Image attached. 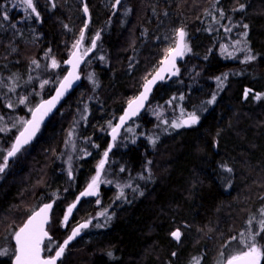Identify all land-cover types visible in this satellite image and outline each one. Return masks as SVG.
I'll return each instance as SVG.
<instances>
[{
	"label": "trees",
	"instance_id": "16d2710c",
	"mask_svg": "<svg viewBox=\"0 0 264 264\" xmlns=\"http://www.w3.org/2000/svg\"><path fill=\"white\" fill-rule=\"evenodd\" d=\"M113 2L87 0V24L81 0H54L55 7L53 0H44L37 6L39 18L21 13L20 17L11 13L7 21L0 18V75L6 78L16 72L25 77L26 65L48 54L61 64L80 40L81 31L82 44L87 46L99 34L95 51L82 67V82L35 140L0 172V211H4L0 223L7 224L0 231V252L5 251L9 226L14 223L19 228L33 210L49 201H55L49 233L60 243L68 236L71 225L60 229L61 216L74 198L61 206L69 193L60 189H71L73 182L68 175L59 177L56 144L63 135L48 126L57 120L63 131L65 122L86 104L92 124L97 125L96 119L107 120L105 142L108 128L171 47L166 36L175 24L188 32L192 50L179 65V74L161 82L151 95L146 111L136 119L134 141L109 156L108 163L118 168L120 180L132 183L124 190L126 200L117 201L123 196L115 184L104 187L98 206L82 199L73 215L93 217V234L89 240L81 236L73 241L58 264H194V258L200 264H223L235 254L230 252L233 246L242 245L238 252L245 250L243 243L231 238H249L264 218V0H122L117 12ZM237 32L254 60L231 59L222 51L229 35ZM63 72L51 78L40 96H30L28 106L49 96ZM246 90L252 91L247 97ZM2 93L3 88L0 129L5 120L11 119L10 125L18 123L14 113L26 115L22 109L7 110ZM256 93L261 98L250 99ZM213 95L215 103L208 104ZM193 112L199 116L198 123L173 127L179 116ZM18 130L0 131V161ZM18 158L21 162L15 165ZM177 229L182 233L179 241L171 236ZM256 240L264 245V232ZM13 253L9 249L0 264H12Z\"/></svg>",
	"mask_w": 264,
	"mask_h": 264
},
{
	"label": "snow or ice",
	"instance_id": "6c2138e0",
	"mask_svg": "<svg viewBox=\"0 0 264 264\" xmlns=\"http://www.w3.org/2000/svg\"><path fill=\"white\" fill-rule=\"evenodd\" d=\"M122 0H115V3L111 5L113 9H116L120 4ZM53 7H55V3L53 0ZM20 7L23 8L24 12L28 14V17H32L33 15L37 18H39L40 13L37 11L36 4L34 3V0H19V4L13 5V8ZM240 10H243L244 5L239 6ZM83 11L85 13L88 12V8L85 5ZM127 11H130L128 9ZM167 15V12L164 13ZM221 17H223L224 13L221 10L220 11ZM0 18L7 21L10 19L8 11L4 8L3 3H0ZM215 18V17H213ZM243 27L246 29L248 26L243 25ZM85 28H87V25H85ZM226 31H230V29H226ZM245 37L247 36V32L243 34ZM185 36L186 33L183 28H179L175 30V47L169 48L167 53L165 54V59L162 62V67L159 71L156 72V75L153 76L151 79L145 80V83L142 85L143 90L140 92V95L136 97L135 99L128 101V110L124 113L123 116L119 117L120 123L116 125L112 129L113 133V140L116 138V133L119 127L124 123L126 119H130L132 116L137 115L140 108L144 106V102L148 99V95L152 90V86L156 83L158 79L162 80L164 77L161 75V72L168 71V68L163 67L164 64H170L172 68H175V60L177 57H183L187 51H190V48H188L187 44L185 43ZM84 38V32L81 31L80 34V40L76 42V44L73 45L74 49L79 48L80 42ZM99 39V34H97V37L95 39L91 40V48H87L83 50L82 54H78L77 51H73L71 53V58L65 61L66 64L71 65L72 70L68 71L67 75L63 78V80L59 81V87L55 90V95L46 101H43L41 104H39L34 110L30 109L31 112V119L25 120L23 118H19L17 124H13V127H19L22 130L19 131V135L16 136L15 142L11 145L10 149L7 151L6 157L3 161V166H0V172L4 171V167L7 166V160L10 157H14L21 148L28 144L32 137L35 135V133L39 130L40 122L42 121L43 117L46 116L51 110L55 107L57 102L60 100L62 96L68 91L69 88L72 87V82L74 80H78L79 76L76 75V69L81 63L83 56H86L88 52L92 51V49L96 48V40ZM236 45H240L241 41L237 40L235 41ZM239 51H246L249 54L245 57V62L254 60L256 57L254 55H251V49L247 48L245 46L244 48L237 49ZM222 51H226V47L222 49ZM227 55L231 56L233 53H227ZM103 59V57H101ZM35 68H39V62L33 61L32 62ZM60 65L57 63V61L53 58L51 60V67L57 68ZM173 75L179 74V69L175 68V71L172 72ZM29 79H33V77H29ZM88 79L95 83V80L93 78L92 74H89ZM226 79V74H225ZM217 80L220 81V77H217ZM49 81L45 80L41 84V87H43L45 84H48ZM222 83V81H221ZM15 89L13 88L12 91ZM251 90H246L244 95L245 97L248 96V93ZM254 98L259 100L261 98V94L256 93L254 94ZM182 99V97H181ZM216 96L213 95L209 101H207L208 104L215 103ZM27 97H24L22 99H19L17 102V106L19 104H26ZM171 103V101H169ZM8 108H12L13 104L8 103ZM199 116L196 115L195 112L187 114V119L183 120L182 123L179 124H173V127L179 128L184 125H194L198 123ZM0 123H4L3 117H0ZM165 123H168L165 121ZM5 129H0V131H3ZM130 130V129H129ZM151 139V138H150ZM152 143L155 144V140L152 139ZM108 156V152L106 151L104 153L105 159H102L99 162L98 170L96 172V175L92 177L91 181L87 184L86 189L80 193V197H89V196H98L97 189L99 187V184L101 183L100 176L101 171L104 169L106 158ZM150 163V162H149ZM228 173L232 172V169L230 167H226L225 169ZM71 169H69V172ZM123 171V169H121ZM103 183H111V181H103ZM120 187V196L124 195V187H131V185L126 186H119ZM80 197L77 198V203L79 202ZM119 198V197H118ZM53 201L52 203H46L43 204L41 207H39V210H33L32 214L28 217L27 222L24 223L23 227H20L18 231L14 233V238L16 240V247L14 249V255H15V264H57L59 260L63 257L65 253V249L67 248L70 241H72L75 237H77L80 234L81 229L87 228L89 223L91 221H88L86 223H83L79 225V227H76L72 230L71 235L67 237L62 243L57 242L53 239V237L50 236L49 231L47 230L48 227H51L50 223V212L53 208ZM97 203H99V199H97ZM76 208V203H73L69 205L66 209V215L63 217L62 225L67 226V221L69 219V216L72 214L73 210ZM101 216H106V212H101ZM261 216L264 217V209L261 210ZM106 218H109L106 216ZM255 217L250 218L248 220V224L251 225L253 223V220ZM259 228L256 230L255 233H253L249 238L244 239L242 237H232V240L237 241L238 243L244 244V249L238 253L232 254L229 256L223 264H261V260L264 259V245H259L256 236L260 235L262 232H264V218L259 220ZM96 227H102V225L97 224ZM182 233L179 229L171 232V236L175 238L177 241L180 240ZM48 241L47 244H45V241ZM230 243V242H229ZM227 245H225L226 247ZM53 249H55L54 254L44 256V252H52ZM7 251L0 252V255H6ZM107 255L111 258L113 257V253L109 251ZM173 256H175V253H172ZM194 264H200L199 259L194 258Z\"/></svg>",
	"mask_w": 264,
	"mask_h": 264
},
{
	"label": "rangeland",
	"instance_id": "374dc122",
	"mask_svg": "<svg viewBox=\"0 0 264 264\" xmlns=\"http://www.w3.org/2000/svg\"><path fill=\"white\" fill-rule=\"evenodd\" d=\"M43 2H44V0H34V3L36 4L37 10L39 9V7H37L38 4H41ZM0 3H3L4 8L9 13V16H10L11 13H13L12 16H18V17H20L19 14L21 13V16H24L26 18H29L28 17V14L26 12H24L23 8H20V7L13 8V5L19 4V0H0ZM171 26H172L171 27L172 33L171 34H167V36H166L170 40L169 42H171L170 43L171 44V47L170 48H172L174 46V44H175L174 43V41H175V30L179 29L177 27H173V26H175V24H172ZM188 39H189L188 32H186V44H187L188 48H190V51H187L186 54L190 53L191 50H192L190 41ZM237 40L241 41V44L240 45H236L235 44V41H237ZM245 46H247L246 45V40L243 39L242 36H240L239 32H237V34H235V36L232 35V34H230L229 35V39H228L227 43L225 44L226 52L227 53H233V55H231V56L228 55V56L231 59H235L236 57H239L241 59V61H245V57H246V55H248V52H246V51H239L237 49L244 48ZM87 48H90V46H87L85 44H82V52H83L84 49H87ZM100 56H102V55H100ZM32 58H34V57H32ZM53 58L55 59L54 56L48 54L47 56L42 57L40 60H37L36 58L33 59V60H31L26 65V66H28V68H27V75L25 77L22 74H19L18 72L11 74L7 78L6 77H2L0 75V90H1V88H3V90H5V93H2V94L4 96V100L3 101H4V104H5L6 108H7V110H12V109H14L15 111L16 110L18 111L19 109H22L23 111L25 110L26 115H19V113H18L17 116L19 118H23L25 120H28V118H29V116L31 114V112L29 110L30 109H33V107H34V106H28V98L30 96L34 95V94H37V95L40 96V94L43 93L46 90V87L49 85V83L51 81V78L54 77L55 74H59L63 70L64 72L62 73V75L60 77V79H61L64 76V74L66 73V71H67L64 62H62L60 64L57 59H55V60L57 61V63L60 66L57 67V68H52L51 67V60ZM34 60L39 62L40 67L38 69L35 68V66L32 63ZM57 72H59V73H57ZM30 76L33 77V79L30 80L29 79ZM227 77L228 76H226V79H227ZM224 79H225V76H224ZM45 80L49 81V83L48 84H45L43 87H41V84ZM220 81H222V78H220ZM13 88L15 89L14 91H12ZM251 92L252 91H249L248 96H249V94ZM24 94H27V95L25 96ZM24 97H27L26 104H19L17 106L18 100L19 99H22ZM250 99H254L255 100V98H254L253 95L250 96ZM8 103H12L13 104V107L12 108H8L7 107V104ZM82 106H87V105L86 104H83ZM16 113H14L13 116L16 117V119L14 121L17 122V120H19V119H17ZM81 113H82V111H81ZM85 113H90V109H89V111H87ZM87 116L88 115L86 114L85 115V118H87ZM186 116H187V114H182L181 116H179L178 117V120H177V124L182 123L183 119ZM80 118H82V116ZM10 120L11 119L5 120V122H6L5 125L7 126L6 128L4 127L5 125L4 126H1L2 129H5L3 131H6L8 128L10 130V128L13 127V125H10L8 123ZM106 123H107V120H106V122H104V124H106ZM0 124L3 125V123H0ZM109 124H111V123H109ZM138 125H139V122L137 120H133L129 125H127V127L122 131V133L120 134L119 138L117 139L116 146L117 147L124 148V147L127 146V144L129 142L134 141L135 136L137 134ZM112 126H113V124L110 126V128ZM69 129L70 128H65V130H69ZM20 130H21V128H19L18 132ZM108 130H109V128H108ZM70 132H71L70 133V136H72L73 130H71ZM67 133H69V131H67ZM67 144H68L67 145V148L69 149V151L67 149L66 158L63 160V162L65 163V166H66V168H65L66 173L69 172V167H70L69 165H70V163L72 161H74V159L77 160V158L80 157L81 153L84 151L83 149H81V153L79 151L76 153V150H77V147H78L77 146L78 143H75L72 137L68 140ZM57 151H58V147H57ZM6 152H5V154H6ZM57 153L59 154V152H57ZM5 154L2 157V161H0V166H2V164H3L4 158H5ZM21 156L23 157V153H21ZM19 158L16 159V161L14 163L15 165L16 164H19L21 162V160ZM19 168H21V167H19ZM97 169H98V166L95 167V170L96 171L93 170L91 174H89V175L87 174V175H84L82 177L81 182H80V185H79L77 191L83 190L85 187H87V184L91 181L92 177H94L96 175ZM103 179H105L104 176H103ZM103 179H102L101 184L103 183ZM0 181H1V178H0ZM12 181L17 182V179L16 180L13 179ZM115 185H116V187H117V185L123 187V186H126V185H132V183H130V181H126L124 179L123 180H120L119 179L117 182H115ZM104 187H105V184H104ZM117 188L120 189V187H117ZM98 189H99V187H98ZM126 189H127V187H124V190L125 191H126ZM124 199H125L124 196L123 197H119L117 201L123 202ZM100 203H101L100 202V199H99V203H97V201H95V205L96 206H98ZM27 205L29 206V204H27ZM64 211H63V213H64ZM2 212H4V211L1 210L0 211V214ZM4 216H6V215H4ZM0 218L2 219V217H0ZM73 224H75V222L72 223L71 225H73ZM6 225L7 224H5V223L4 224H1L0 223V231H2ZM9 227H10V229L8 231V234H6L7 242L5 244H3L4 247H3L2 250L3 251L4 250L8 251L10 249V250H12V252H14V249H15V244L13 242L14 241V233L18 230V226L16 224L12 223V225H10ZM92 234L93 233L91 231V228H89V229H87L86 233L83 236L84 237L86 236V240H89V238H90V236H92ZM241 247H242V245H235V246H233L231 248V251L230 252L231 253H237L241 249ZM0 257H4V256L3 255H0ZM13 257H14V253H13Z\"/></svg>",
	"mask_w": 264,
	"mask_h": 264
},
{
	"label": "flooded vegetation",
	"instance_id": "af4514ba",
	"mask_svg": "<svg viewBox=\"0 0 264 264\" xmlns=\"http://www.w3.org/2000/svg\"><path fill=\"white\" fill-rule=\"evenodd\" d=\"M115 2V0H114ZM113 2V4H114ZM86 5H87V0H86ZM83 8V7H82ZM88 8V7H87ZM114 11V9H113ZM88 12H89V9H88ZM90 16V14H89ZM85 24H87V22L85 21ZM96 37V36H95ZM94 37V38H95ZM83 41V40H82ZM81 48H82V44H81ZM91 48V46H90ZM83 53V52H82ZM92 55V54H91ZM88 59V58H87ZM86 59V60H87ZM86 62V61H85ZM85 64V63H84ZM83 64V65H84ZM83 67V66H82ZM82 67H81V75H82V79H83V72H82ZM66 69H68L66 67ZM35 107V106H34ZM33 107V109H34ZM32 109V110H33ZM58 109V108H57ZM91 110V109H90ZM82 111V113H81ZM89 111V107L88 106H82L78 109V112L77 114H75V118L73 120H71L70 122H65L64 124V128H63V131H60V128H59V125H58V121L57 120H53V122L50 123V125L48 126L47 129H49L50 131H54L55 134H62L63 136L61 137V140L59 139V142L56 144L58 145V151L59 152V159L57 161V168H58V174L60 175L59 177L61 178V176H63L64 178L67 179V175L69 177V179L73 182V185H71V189H69V187L67 189H65V187H61L62 191H66L68 190L67 192L69 193L68 195V199L64 200V201H61L60 202V205L62 206L63 203H65L67 200L71 199V198H74L72 202L68 203L66 208H65V211L63 213V216L61 217V228L60 229H66L68 228L72 223L75 222V224L71 225L70 226V231H69V234L71 233L72 229L77 226L78 224H80L81 222H84V221H91L92 223V220H93V217H90L88 219L86 218H82L81 216H74L73 215V212L72 214L70 215L68 221H67V226H63L62 225V221H63V217L66 215V209L69 205H71V203H76L77 201V198L80 197V193L83 192L86 187L83 189V190H79L77 191L79 185H80V182H81V179L84 175H89L92 173L93 170H95V167L99 165V162L102 160V159H105L104 157V153L107 151L108 152V156L106 158V163H105V166H104V169L101 171V176H100V180L102 182V179H103V176L105 177V179H103V181L107 180V181H111V183H100L99 184V189L97 190L98 192V196H89V197H82L79 202H78V205L80 203V201L82 199H90V202L92 203H95V201H97V199H100V202H101V197L103 196V191H104V184L105 186H110L111 184H115V182H117L120 178L118 177V168H114L113 166H110V164L108 163L109 162V156L110 154L112 153V151L114 149L117 148L116 146V143H117V139L116 141L114 142V144L112 145L111 142H110V136H109V131L110 129L115 125V123L113 124V126L111 128H109V130L107 131V135H108V138L105 140L104 142V138H103V133H104V120L101 118V119H96V123L97 125H94L90 122V120L88 119V116L87 118H85V115H89V113H85ZM123 111V110H122ZM56 112V111H55ZM54 112V113H55ZM53 113V114H54ZM52 114V115H53ZM71 114V113H70ZM31 115V114H30ZM82 116V118H80ZM30 118V116H29ZM28 118V119H29ZM50 119V118H49ZM48 119V120H49ZM48 120L46 122H48ZM135 120V119H134ZM133 121V120H132ZM131 121V122H132ZM46 122L44 124H46ZM130 122V123H131ZM90 123V124H89ZM129 123V124H130ZM44 124L42 125L40 131L42 130ZM128 124V125H129ZM127 127V126H126ZM125 127V128H126ZM65 128H70L69 130H65ZM124 128V129H125ZM123 129V130H124ZM73 130L72 132V136H70V131ZM122 130V131H123ZM39 131V132H40ZM67 131H69V133H67ZM122 133V132H121ZM120 133V134H121ZM18 133H16L17 135ZM15 135V137H16ZM15 137L13 138V141L15 139ZM73 138L74 142L75 143H78L77 144V150H76V153L79 151L81 153V149H83L84 151L81 153L80 157L76 159H74V161H72L70 163V167L69 169H71L70 172L66 173L65 171V163L63 162V160L66 158V152H67V142L70 138ZM13 144V142H12ZM69 151V149H68ZM7 154V152H6ZM6 154H5V157H6ZM79 155V154H78ZM101 158V159H100ZM12 160V159H11ZM10 160V161H11ZM9 161V163H10ZM3 166V164H2ZM84 166V167H83ZM8 167V166H7ZM6 167V168H7ZM5 168V169H6ZM4 169V170H5ZM98 170V169H97ZM96 171V170H95ZM79 173H81L82 175L80 176V178H78V175ZM67 174V175H66ZM62 180V179H60ZM106 189V188H105ZM49 202H53V201H49ZM120 202V201H118ZM47 203V202H46ZM55 206V203H53V208ZM77 206V205H76ZM91 223L90 225L87 227V228H83L82 231H83V234L81 236H83L87 229H89L91 227ZM19 229V228H18ZM65 231V230H64ZM68 234V235H69ZM53 237V236H52ZM67 237V236H66ZM65 237V238H66ZM14 242V241H13ZM13 259V258H12Z\"/></svg>",
	"mask_w": 264,
	"mask_h": 264
},
{
	"label": "water",
	"instance_id": "95a60500",
	"mask_svg": "<svg viewBox=\"0 0 264 264\" xmlns=\"http://www.w3.org/2000/svg\"><path fill=\"white\" fill-rule=\"evenodd\" d=\"M82 3H83V9H84V7H85V5H86V0H82ZM115 3V2H114ZM87 6V5H86ZM118 9H119V6L116 8V9H114V12H117L118 11ZM84 14H85V16H86V22L88 23L89 22V20H90V17H89V12H87V13H85L84 12ZM97 37V36H96ZM95 37V38H96ZM94 38V39H95ZM96 43H97V40H96ZM185 43H186V36H185ZM81 44H82V41L80 42V45H79V48H77V49H73V51H77L78 52V54H82V49H81ZM173 47H175V44H174V46ZM172 47V48H173ZM94 50H95V48L94 49H92V51H90V52H88V54L86 55V56H83V59H82V61H81V63L79 64V66L77 67V69L75 70L76 71V75H78L79 76V79L78 80H74L73 82H72V87L71 88H69L68 89V91L64 94V96H62L61 98H60V100L57 102V104L55 105V107L51 110V112H49L46 116H44L43 117V119H42V121L40 122V126H39V130L35 133V135L32 137V139L30 140V142L28 143V144H26V145H24L22 148H24L25 146H27V145H29L30 143H32L33 141H34V139L36 138V136H37V134L39 133V131H40V129H41V127H42V125L52 116V114L57 110V108L60 106V104L62 103V101L74 90V88L77 86V85H79L81 82H82V75H81V72H80V70H81V67L83 66V64L85 63V61H86V59L94 52ZM72 51V52H73ZM71 52V53H72ZM71 53L69 54V56H67L66 57V59H65V61H67L68 59H70L71 58ZM164 59H165V57L162 59V61L158 64V66H157V68L154 70V72L147 78V79H151L153 76H155L156 75V72L157 71H159L160 70V68L162 67V62L164 61ZM185 60V55L181 58V57H177L176 58V60H175V68H179V65L183 62ZM65 61H64V63H65ZM65 65L67 66V71H66V73L64 74V76L62 77V79L61 80H63V78L67 75V73H68V71H71L72 70V68H71V65H68V64H66L65 63ZM163 67H165V68H168V71H164V72H161V75L164 77L162 80H160V79H158L157 81H156V83L152 86V90H151V92L149 93V95H148V99L144 102V106L142 107V108H140L139 109V111H138V113H137V115H135V116H132L130 119H126L125 121H124V123L119 127V129L117 130V133H116V138H115V140H113V133H112V129L114 128V127H116V125L117 124H119L120 123V121H119V118H118V120H117V122L115 123V125L110 129V131H109V136H110V142H111V144L113 145L114 144V142L116 141V139L118 138V136L120 135V133L122 132V130L132 121V120H134V119H136L137 117H139L145 110H146V108H147V105H148V102H149V100H150V98H151V95L153 94V92L155 91V89L157 88V86L161 83V82H163V81H165L166 79H168V78H170V77H172L173 76V74H172V72L173 71H175V68H172V66L170 65V64H164L163 65ZM60 80V81H61ZM145 83V82H144ZM143 83V84H144ZM59 87V83L57 84V86L55 87V89L53 90V92L49 95V96H47L46 98H44V99H42L35 107H34V109L39 105V104H41L43 101H46V100H49V99H51L54 95H55V90H56V88H58ZM143 90V88L141 87V89H140V91L137 93V95L134 97V98H132V99H135L136 97H138L139 95H140V92ZM131 99V100H132ZM33 109V110H34ZM128 110V103L126 104V106H125V108L123 109V111H122V113H121V115L119 116V117H121V116H123L124 115V113L126 112ZM29 119H31V115H30V118ZM185 119H187V116L183 119V120H185ZM184 126H186V127H189L188 125H184ZM22 130V129H21ZM19 135V132H18V134L16 135V136H18ZM16 138V137H15ZM15 142V139H14V141H13V143ZM21 148V149H22ZM16 156V155H15ZM14 156V157H15ZM14 157H10V158H8V160H7V166H8V164H9V161L12 159V158H14ZM7 166H5L4 167V169L7 167ZM82 197H80V199H81ZM79 199V200H80ZM47 203H52V202H47ZM44 204H46V203H44ZM43 205V204H42ZM41 205V206H42ZM76 205H78V203H77V201H76ZM40 206V207H41ZM36 210H39V208H37ZM51 213H52V210H51V212H50V218H51ZM32 214V213H31ZM30 214V215H31ZM29 215V216H30ZM28 216V217H29ZM28 217L26 218V220L24 221V223H26L27 222V219H28ZM70 217V216H69ZM50 221H51V219H50ZM87 221H84V222H81L80 224H78L77 226H75L74 228H76V227H79V225H81V224H83V223H86ZM24 223L20 226V227H23V225H24ZM89 226V225H88ZM73 228V229H74ZM72 229V230H73ZM19 230V229H18ZM17 230V231H18ZM47 230H48V228H47ZM72 232V231H71ZM50 234V233H49ZM83 234V231H82V229H81V231H80V234L77 236V237H75L72 241H70L69 242V244H68V246L73 242V241H75L76 239H78L79 237H81V235ZM69 235H71V233L69 234ZM68 235V236H69ZM50 236L52 237V235L50 234ZM67 236V237H68ZM67 237L65 238V239H67ZM64 239V240H65ZM63 240V241H64ZM46 242V241H45ZM14 244H15V247H16V240H15V238H14ZM67 246V247H68ZM67 249V248H66ZM65 249V250H66ZM43 255H44V253H43ZM45 256V255H44ZM46 257V256H45ZM62 259V258H61ZM60 261V260H59ZM59 261L57 262V264L59 263ZM12 264H15V255H14V257H13V259H12ZM261 264H262V261H261Z\"/></svg>",
	"mask_w": 264,
	"mask_h": 264
},
{
	"label": "bare ground",
	"instance_id": "6f19581e",
	"mask_svg": "<svg viewBox=\"0 0 264 264\" xmlns=\"http://www.w3.org/2000/svg\"><path fill=\"white\" fill-rule=\"evenodd\" d=\"M72 204V203H71ZM77 207V206H76Z\"/></svg>",
	"mask_w": 264,
	"mask_h": 264
}]
</instances>
